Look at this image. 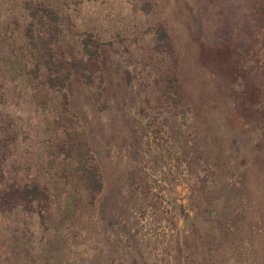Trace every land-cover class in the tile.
Wrapping results in <instances>:
<instances>
[{"label": "rangeland", "instance_id": "374dc122", "mask_svg": "<svg viewBox=\"0 0 264 264\" xmlns=\"http://www.w3.org/2000/svg\"><path fill=\"white\" fill-rule=\"evenodd\" d=\"M261 27L264 0H0V264H264Z\"/></svg>", "mask_w": 264, "mask_h": 264}, {"label": "trees", "instance_id": "16d2710c", "mask_svg": "<svg viewBox=\"0 0 264 264\" xmlns=\"http://www.w3.org/2000/svg\"><path fill=\"white\" fill-rule=\"evenodd\" d=\"M29 15L31 16L33 23L35 24V28L31 29L29 32L31 40L36 42L37 44H40L41 47H42V44L44 46V43H46L45 46L48 48V45L50 46L51 44H53L55 40L53 37V30L45 29L46 28L45 23L48 22L53 25L56 24L57 22L56 17L50 11H48L41 5L31 7ZM83 48L85 50L86 56L89 59H93L97 57L95 51L93 52L88 49V44L86 42L84 43ZM44 50L41 49L42 52H44ZM51 57H53V54L49 53L47 58H51ZM46 68L48 69V71H50V73L45 80L44 86L47 89H55V90L64 89L68 79L64 77L63 75L65 67H62V63L58 60H54V62L51 61V63H48ZM260 68H261V80H264V27H261V66ZM252 72L249 71L247 78L254 77V75H252L253 74ZM81 78H84L87 80L88 77L83 75L81 76ZM37 189H38L37 187L26 188L23 194L26 198H29L31 200H35V199L42 200V195L41 193L37 191Z\"/></svg>", "mask_w": 264, "mask_h": 264}]
</instances>
